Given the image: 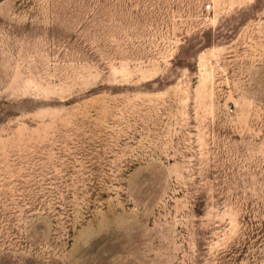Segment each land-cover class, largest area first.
<instances>
[{"label": "rangeland", "instance_id": "obj_1", "mask_svg": "<svg viewBox=\"0 0 264 264\" xmlns=\"http://www.w3.org/2000/svg\"><path fill=\"white\" fill-rule=\"evenodd\" d=\"M0 264H264V0H0Z\"/></svg>", "mask_w": 264, "mask_h": 264}]
</instances>
